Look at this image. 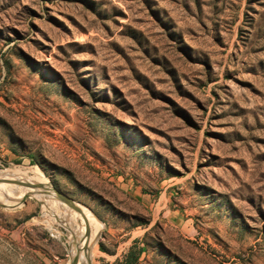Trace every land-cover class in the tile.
I'll return each mask as SVG.
<instances>
[{"label":"rangeland","instance_id":"obj_1","mask_svg":"<svg viewBox=\"0 0 264 264\" xmlns=\"http://www.w3.org/2000/svg\"><path fill=\"white\" fill-rule=\"evenodd\" d=\"M85 237L264 264V0H0V264Z\"/></svg>","mask_w":264,"mask_h":264},{"label":"bare ground","instance_id":"obj_2","mask_svg":"<svg viewBox=\"0 0 264 264\" xmlns=\"http://www.w3.org/2000/svg\"><path fill=\"white\" fill-rule=\"evenodd\" d=\"M3 176H5V175H3ZM21 196V195H20ZM20 196H18L19 198H20ZM40 199V198H39ZM84 223V222H83ZM89 224H91V222H90V220H89ZM90 227V226H89ZM79 237V236H78ZM87 238L85 237V239H84V241H83V243H82V245H81V247H80V250H78L77 251V253H78V256H79V253L82 251V253H80L82 256H84L85 255V253L86 252H88V250L87 249H85V250H83L84 248H85V246H86V243H87ZM72 241V240H71ZM75 241V240H74ZM93 243V242H92ZM71 248H73V247H71ZM88 248V247H87ZM75 249V248H74ZM74 256H76V252H75V254H74ZM86 256V255H85ZM76 264H85V261L82 259V258H80V257H77V260H76Z\"/></svg>","mask_w":264,"mask_h":264},{"label":"water","instance_id":"obj_3","mask_svg":"<svg viewBox=\"0 0 264 264\" xmlns=\"http://www.w3.org/2000/svg\"><path fill=\"white\" fill-rule=\"evenodd\" d=\"M36 187H37V186H36ZM38 187H42V186H38ZM42 188H43V187H42ZM59 198H61L63 201H65L63 197H60V196H59ZM77 257H78V253H77V251H76V256H73V257H72V261H71L72 264H75V263H76ZM85 264H90L88 258L86 259Z\"/></svg>","mask_w":264,"mask_h":264},{"label":"trees","instance_id":"obj_4","mask_svg":"<svg viewBox=\"0 0 264 264\" xmlns=\"http://www.w3.org/2000/svg\"><path fill=\"white\" fill-rule=\"evenodd\" d=\"M133 260L128 258V255L124 256V264H132Z\"/></svg>","mask_w":264,"mask_h":264}]
</instances>
